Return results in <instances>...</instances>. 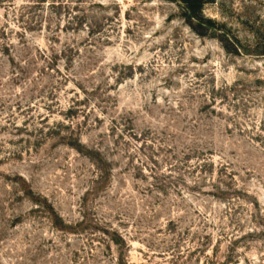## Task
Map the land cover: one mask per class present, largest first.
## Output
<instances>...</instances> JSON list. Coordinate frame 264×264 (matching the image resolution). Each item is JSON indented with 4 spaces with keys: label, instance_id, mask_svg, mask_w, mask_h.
<instances>
[{
    "label": "rangeland",
    "instance_id": "1",
    "mask_svg": "<svg viewBox=\"0 0 264 264\" xmlns=\"http://www.w3.org/2000/svg\"><path fill=\"white\" fill-rule=\"evenodd\" d=\"M0 264H264V0H0Z\"/></svg>",
    "mask_w": 264,
    "mask_h": 264
}]
</instances>
